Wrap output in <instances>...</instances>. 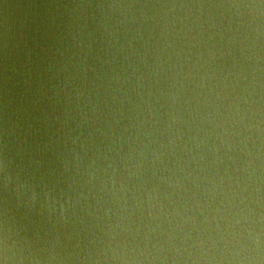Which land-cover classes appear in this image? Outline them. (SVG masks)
<instances>
[{"label":"water","instance_id":"obj_1","mask_svg":"<svg viewBox=\"0 0 264 264\" xmlns=\"http://www.w3.org/2000/svg\"><path fill=\"white\" fill-rule=\"evenodd\" d=\"M0 264H264V0H0Z\"/></svg>","mask_w":264,"mask_h":264}]
</instances>
